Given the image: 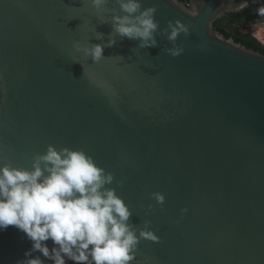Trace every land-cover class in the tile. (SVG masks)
Segmentation results:
<instances>
[{"label":"water","instance_id":"obj_1","mask_svg":"<svg viewBox=\"0 0 264 264\" xmlns=\"http://www.w3.org/2000/svg\"><path fill=\"white\" fill-rule=\"evenodd\" d=\"M258 3L142 0L161 29L188 28L175 42L182 54L167 52L161 32L147 48L112 33L93 62L74 44L107 41L110 12L87 0H0V163L31 168L49 144L91 155L114 174L129 222L149 220L159 237L140 240L135 264H264V55L214 27ZM23 235L0 232V264L23 258Z\"/></svg>","mask_w":264,"mask_h":264},{"label":"clouds","instance_id":"obj_2","mask_svg":"<svg viewBox=\"0 0 264 264\" xmlns=\"http://www.w3.org/2000/svg\"><path fill=\"white\" fill-rule=\"evenodd\" d=\"M87 2L98 14L111 13L112 32L107 41L99 33L101 43L74 44L76 51L93 62L105 58V47L115 45L112 33L147 48L158 46L156 33L161 32L172 44L167 52L173 57L182 54L175 42L181 33L188 35V28L180 21H169L161 29L155 5L143 7L142 0ZM109 4L114 7L108 9ZM257 14L264 16V6ZM113 181L114 174L84 150L58 149L51 144L32 158L31 168L0 163V232L14 226L24 234L22 239L31 242L16 264H44L45 259L53 264H135L140 240L159 242V237L151 230V221L145 220L143 228L129 222L132 212L115 188L109 187ZM150 198L158 204L165 200L159 192L151 193ZM152 207L148 205L149 211Z\"/></svg>","mask_w":264,"mask_h":264},{"label":"trees","instance_id":"obj_3","mask_svg":"<svg viewBox=\"0 0 264 264\" xmlns=\"http://www.w3.org/2000/svg\"><path fill=\"white\" fill-rule=\"evenodd\" d=\"M186 5L189 0H180ZM264 6V3L255 4L240 13L225 15L215 23V29L226 38H233L236 43L259 52L264 55V45L251 34H244L240 31L246 29L250 24L264 23V16L257 14V10ZM67 264H73L68 263Z\"/></svg>","mask_w":264,"mask_h":264},{"label":"rangeland","instance_id":"obj_4","mask_svg":"<svg viewBox=\"0 0 264 264\" xmlns=\"http://www.w3.org/2000/svg\"><path fill=\"white\" fill-rule=\"evenodd\" d=\"M256 27H262L264 28V23H260V24H250L246 29H242L241 33L244 34H251L253 37H255L258 41H260L263 45H264V39L260 40L259 38H257L254 34H253V30Z\"/></svg>","mask_w":264,"mask_h":264},{"label":"bare ground","instance_id":"obj_5","mask_svg":"<svg viewBox=\"0 0 264 264\" xmlns=\"http://www.w3.org/2000/svg\"><path fill=\"white\" fill-rule=\"evenodd\" d=\"M253 34L259 38L260 40L264 39V28L262 27H256L254 30H253Z\"/></svg>","mask_w":264,"mask_h":264},{"label":"built area","instance_id":"obj_6","mask_svg":"<svg viewBox=\"0 0 264 264\" xmlns=\"http://www.w3.org/2000/svg\"><path fill=\"white\" fill-rule=\"evenodd\" d=\"M241 32V31H240Z\"/></svg>","mask_w":264,"mask_h":264}]
</instances>
